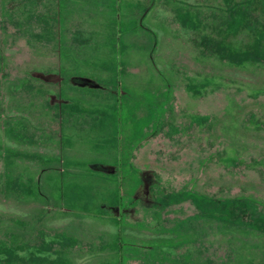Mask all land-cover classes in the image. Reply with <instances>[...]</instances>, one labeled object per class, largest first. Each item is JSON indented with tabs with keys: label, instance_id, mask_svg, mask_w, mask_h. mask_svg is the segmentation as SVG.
<instances>
[{
	"label": "rangeland",
	"instance_id": "374dc122",
	"mask_svg": "<svg viewBox=\"0 0 264 264\" xmlns=\"http://www.w3.org/2000/svg\"><path fill=\"white\" fill-rule=\"evenodd\" d=\"M108 161L123 261L264 264V0H0V264Z\"/></svg>",
	"mask_w": 264,
	"mask_h": 264
},
{
	"label": "crops",
	"instance_id": "0c3cea01",
	"mask_svg": "<svg viewBox=\"0 0 264 264\" xmlns=\"http://www.w3.org/2000/svg\"><path fill=\"white\" fill-rule=\"evenodd\" d=\"M126 33L129 37L128 31ZM109 89L113 90V87ZM103 164L100 185L88 190L91 194L88 196L96 202L93 210H86L80 203V217L72 214L54 222L48 238L40 236L33 244V264H160L157 259L146 261L141 255H131L129 251L125 261L122 260L121 239L117 233L120 218L118 168L115 161Z\"/></svg>",
	"mask_w": 264,
	"mask_h": 264
}]
</instances>
